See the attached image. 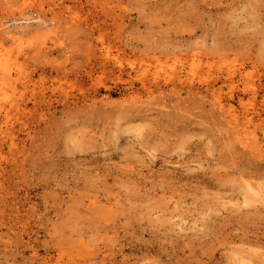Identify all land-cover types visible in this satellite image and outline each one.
Here are the masks:
<instances>
[{
    "label": "rangeland",
    "instance_id": "rangeland-1",
    "mask_svg": "<svg viewBox=\"0 0 264 264\" xmlns=\"http://www.w3.org/2000/svg\"><path fill=\"white\" fill-rule=\"evenodd\" d=\"M26 1L48 31L0 26V264H264V0ZM245 128L259 152L223 142Z\"/></svg>",
    "mask_w": 264,
    "mask_h": 264
},
{
    "label": "bare ground",
    "instance_id": "bare-ground-1",
    "mask_svg": "<svg viewBox=\"0 0 264 264\" xmlns=\"http://www.w3.org/2000/svg\"><path fill=\"white\" fill-rule=\"evenodd\" d=\"M11 2V1H10ZM15 2H17L16 4H15ZM12 3V2H11ZM28 3H30V1L28 2V1H26V0H15L14 1V6L13 7H10L9 8V11H7L6 13H7V15H8V12H10L9 14H13V16L14 15H16V14H14L13 13V11L14 12H16L17 14H18V18H14V17H12V18H9V16L7 17L6 15V19H2L3 20V22L1 21L0 22V26L3 24V23H6V22H11V21H13L12 23H10V24H7V25H5L6 26V29L3 31V32H7V33H9L8 35H10V37H14V35H22L24 32H27L29 29H30V31L31 30H34L35 31V33H36V35H35V37H39L40 39H39V43H40V41L41 40H43L42 38H44L45 37V35H46V31H48V26H47V21H48V19H45L44 18V16H41V15H38L37 14V11L40 9V7H39V9L37 10L35 7H31V10H30V8H27L29 5H28ZM32 4V3H31ZM30 4V5H31ZM35 4V3H34ZM39 4H41L40 2H39ZM12 5V4H11ZM17 5V6H16ZM30 7V6H29ZM32 9H34V10H32ZM32 13H33V15H32ZM35 13V14H34ZM43 17V18H42ZM16 19H19V20H21V21H17L16 22ZM12 26V27H11ZM11 27V28H10ZM14 30V32H12ZM29 31V32H30ZM12 34H14V35H12ZM1 41V40H0ZM36 45H37V43H36ZM18 46V45H17ZM40 46V44H38L37 45V48ZM41 46H42V44H41ZM16 47V46H15ZM6 47H4V45H3V43H1L0 42V109L1 110H5V108H6V105H10L11 103L9 102V101H7V97L9 96L10 97V95H8V90H10L12 93L14 92L13 90H15V88H14V85H13V83H14V81H16L17 79H18V77L21 75V74H23V71L21 70V68L22 67H20V66H22L20 63H19V59L17 60V55H15V52L14 53H11V51H9V50H11V49H9V48H7V49H5ZM9 49V50H8ZM16 49V51H19L18 50V47L17 48H15ZM40 49V48H39ZM107 49V48H106ZM106 49H104V54H105V57L106 58H110V54H109V52H108V50H106ZM13 50V49H12ZM112 53V52H111ZM19 54V53H18ZM112 55H113V53H112ZM114 56V55H113ZM116 57V56H115ZM111 59V58H110ZM113 59V58H112ZM117 59V58H116ZM118 60V59H117ZM109 61V60H108ZM113 61V60H112ZM116 61V60H115ZM19 63V64H18ZM115 63V62H114ZM118 63L120 64V62H119V60H118ZM119 64H117V66L119 65ZM225 67V66H224ZM228 67V66H227ZM219 68H223V66H220V67H218V68H216V69H218V70H221V69H219ZM120 69V68H119ZM212 69V67H210V69L208 68V70L210 71ZM225 69H228V68H226L225 67ZM231 69V68H230ZM213 70V69H212ZM233 70V69H232ZM232 70L230 71V73L232 72ZM121 71V70H120ZM157 71V70H156ZM156 71H155V73H156ZM166 71V70H165ZM171 71V70H170ZM190 71V70H189ZM205 71V70H204ZM223 72H224V74L225 75H227V73H226V70H222ZM235 71V70H234ZM173 72V71H172ZM203 72V71H202ZM205 72H207V68H206V71ZM236 72V71H235ZM141 73V72H140ZM170 73V72H169ZM190 73H192V71L190 72ZM201 73V72H200ZM166 74V73H165ZM176 74V73H175ZM229 74V73H228ZM15 75H17L16 77H15ZM167 75H168V73L166 74V77H164V78H167ZM169 75H171V73L169 74ZM168 75V78L169 79H172L173 77V75H171V76H169ZM204 74H202V76H203ZM207 75H209V74H207ZM212 75V74H211ZM192 76H193V74H192ZM240 76L242 77V75L240 74ZM246 76V75H245ZM154 79L153 80H155L156 79V76H152ZM205 77V76H204ZM167 78V79H168ZM229 78V77H228ZM232 77H230V79H231ZM139 79H141V78H139ZM233 79V78H232ZM243 79H244V77H243ZM142 80V79H141ZM158 80V79H157ZM225 80V79H224ZM228 80V79H227ZM245 80V79H244ZM247 80V79H246ZM156 81V80H155ZM229 81V80H228ZM240 81H242V83L244 82V83H246L245 81H243L242 80V78H241V80ZM154 82V81H153ZM232 82V81H231ZM248 82V81H247ZM156 83V82H155ZM229 84H230V82H228ZM233 83V82H232ZM243 83V84H244ZM243 84H242V86H243ZM157 85V84H156ZM248 86H250V85H248ZM248 86H244V87H246V91H251L249 88H247ZM253 86V85H252ZM231 87V88H230ZM228 86V89H233L234 87H232V85L231 86ZM220 89V88H219ZM244 89V88H243ZM255 90V89H254ZM214 91V90H213ZM216 91V90H215ZM218 91V90H217ZM253 91V90H252ZM251 91V92H252ZM256 92V91H255ZM213 93V92H212ZM220 92L218 91V94H219ZM214 94H215V92H214ZM213 94V95H214ZM247 94V93H246ZM257 93H255V95H256ZM252 95V94H251ZM214 96H216V95H214ZM254 96V95H253ZM8 97V98H9ZM217 97H219V96H217ZM251 97L252 96H250L249 98L251 99ZM223 98V97H222ZM226 97H224V99H225ZM253 98H255V97H253ZM253 98H252V100H253ZM219 100H220V98H219ZM228 101H229V99H227ZM249 100V99H248ZM256 99H254V101H255ZM130 101V100H129ZM253 101V102H254ZM135 101H133V103H134ZM218 102H221V101H218ZM252 101H251V103H253ZM133 103L132 104H130V105H133ZM213 103H215V101L213 102ZM222 104V103H221ZM220 104V106L222 107V106H225L224 104H222L221 105ZM253 104H255V103H253ZM136 104H134V106H135ZM217 105V104H216ZM227 105V107H225L226 108V111H227V113H228V116H229V118H231V119H233V121H235L236 119L238 120V116H241V115H238L237 116V114L235 113V112H233V111H235L234 109L233 110H231V106H230V104H226ZM102 106H103V104H102ZM218 106V105H217ZM221 107H219L220 109H221ZM222 108H224V107H222ZM224 108V109H225ZM0 110V111H1ZM223 112V111H222ZM226 113V112H225ZM226 113V114H227ZM241 114V113H240ZM251 114V113H250ZM249 114V115H250ZM253 114V117H254V112L252 113ZM251 114V115H252ZM248 115V114H247ZM248 115V117L244 114V116L243 117H241V120L242 121H240V124H242V123H244V125L246 126L247 125V123L249 122L250 123V121H252L253 119H252V117H251V119L249 118L250 116ZM231 119H228V121L229 120H231ZM239 120H240V118H239ZM239 120H238V122H239ZM232 121V125H233V130H234V132H235V129L236 130H241L240 128H237L238 126H236V124L234 123ZM242 122V123H241ZM230 123H231V121H230ZM236 126V128L234 129V127ZM238 125V124H237ZM243 124H242V126H244ZM249 125V124H248ZM247 125V126H248ZM232 127V126H231ZM232 129V128H231ZM246 130V128L244 129V131ZM234 132H232V133H234ZM236 133L238 134L239 132H237L236 131ZM241 133V135H242V132H240ZM248 133V132H247ZM252 133V132H251ZM251 133H249V136L246 134V131H245V135L246 136H248V138L245 136H241V135H235V134H231V135H234V136H230V135H226L227 137H224L225 139L223 140V142L224 141H226V138H229V137H235L236 139H238L239 141L240 140H242V141H238L237 140V142L238 143H241V144H239V145H241V147L243 148H247L248 146L251 148V149H249V150H258L259 148H262V147H260L259 146V142L257 141V139H256V137L255 136H251L250 134ZM254 133H252V135H253ZM237 136V137H236ZM238 136H240V137H238ZM229 139H227V141H228ZM226 141V142H227ZM236 141V140H235ZM227 144H229L228 142H227ZM226 144V145H227ZM263 144V143H262ZM264 145V144H263ZM248 150V151H249ZM251 151V152H252ZM260 150H258L257 152H259ZM261 151H264V150H261ZM254 152V151H253ZM257 155H261V154H263L264 155V152L263 153H261V154H259V153H256ZM244 181H246V180H244ZM244 181H242V183H245L246 184V182L248 183V181H246V182H244ZM241 183V185L240 186H242L243 184ZM247 185V184H246ZM245 186V185H244ZM243 186V187H244ZM254 187H255V185H253ZM243 187H241L242 189H243ZM257 187V186H256ZM255 187V188H256ZM240 188V189H241ZM245 188H247V190H248V192H247V190L245 189ZM245 190H246V193H249V194H247V195H250L251 196V198H248V197H250V196H247V195H244V194H246L245 193V191L244 190H241L240 191V195H242L241 194V192L243 193V195L246 197H244L243 198V196H242V199H244V200H242V202H244V201H247L246 199L248 198V201H249V199L251 200L252 199V195L251 194H253V189H252V187L250 186V183H249V185H247V186H245ZM258 189H260L261 190V188H259L258 187ZM259 191V190H258ZM257 191V189H256V192H258ZM264 190L262 189V191H261V193H264L263 192ZM260 193V192H259ZM260 193V197H262L264 194H261ZM254 195V194H253ZM264 197V196H263ZM255 200H257L256 198H257V196H256V198L255 197H253ZM260 199V198H259ZM255 200H251V203H255L254 201ZM263 199H261V201H262ZM247 201V204L248 203H250V202H248ZM264 201V200H263ZM262 201V202H263ZM258 203H259V201H257ZM245 204H246V202H244ZM263 204V203H262ZM262 204H260V205H262ZM247 252V251H246ZM249 255H250V253L249 252H247ZM246 253V254H247ZM246 254H241L240 256H239V260L238 261H240L241 262V264H257L256 263V261H255V259L253 258V260H251L250 259V257L248 256V254L246 255ZM259 255H261V256H263V259H264V253H259Z\"/></svg>",
    "mask_w": 264,
    "mask_h": 264
}]
</instances>
